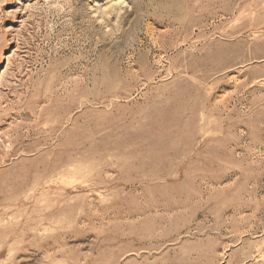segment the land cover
<instances>
[{"label": "rangeland", "instance_id": "374dc122", "mask_svg": "<svg viewBox=\"0 0 264 264\" xmlns=\"http://www.w3.org/2000/svg\"><path fill=\"white\" fill-rule=\"evenodd\" d=\"M0 264H264V0H0Z\"/></svg>", "mask_w": 264, "mask_h": 264}]
</instances>
